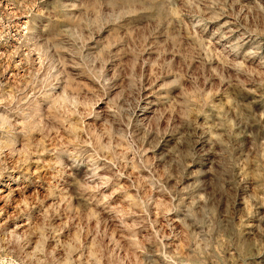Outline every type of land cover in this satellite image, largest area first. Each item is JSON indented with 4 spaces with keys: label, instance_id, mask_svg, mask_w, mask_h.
I'll return each instance as SVG.
<instances>
[{
    "label": "clouds",
    "instance_id": "obj_1",
    "mask_svg": "<svg viewBox=\"0 0 264 264\" xmlns=\"http://www.w3.org/2000/svg\"><path fill=\"white\" fill-rule=\"evenodd\" d=\"M0 185V264H264V0H0Z\"/></svg>",
    "mask_w": 264,
    "mask_h": 264
},
{
    "label": "rangeland",
    "instance_id": "obj_2",
    "mask_svg": "<svg viewBox=\"0 0 264 264\" xmlns=\"http://www.w3.org/2000/svg\"><path fill=\"white\" fill-rule=\"evenodd\" d=\"M247 2L251 3V2H253V0H247ZM178 3H179V0H178ZM140 27H143V25H141ZM218 27H219L218 25H213L212 26V29L205 36V39H211L213 37V33L217 30ZM173 31L174 32L175 31H182L183 32L184 42H185L184 43V46H185V48H187L188 43L190 42V38L188 37V28L185 27L184 29L181 30L179 28V26L177 25L173 29ZM226 31H227L226 29L225 30H222V32L220 34H218V35L215 36V39L213 40V42L216 43L217 49H222L223 46L228 43V41H225V40L222 39L223 32H226ZM163 43H164V40L161 39L160 40V44H163ZM125 62H127V61H125ZM176 66H177V68H179L181 66V61H180L179 58L177 59ZM198 68H199V64L197 63V64H195L193 66V71L195 72ZM9 75L14 76L15 74H14V72H10ZM80 83L86 85L89 88L93 87L92 83L89 81V79L86 76L81 78ZM121 83H123V81H121ZM215 83H219V82L218 81H215ZM225 87H227V85H225ZM145 95H150V93H147L146 92ZM13 187L16 190V197L17 198H19L21 195H24L25 194V193H21L19 186H13ZM0 189H2L5 194L8 191H12V189L7 188V187H4L3 185H0ZM33 191H35V189ZM27 194H31V193H27ZM2 205H3V201L0 200V206H2ZM9 214H11V209H9Z\"/></svg>",
    "mask_w": 264,
    "mask_h": 264
}]
</instances>
